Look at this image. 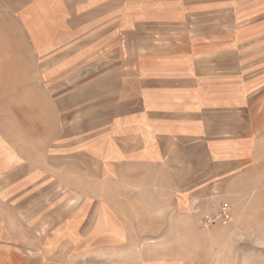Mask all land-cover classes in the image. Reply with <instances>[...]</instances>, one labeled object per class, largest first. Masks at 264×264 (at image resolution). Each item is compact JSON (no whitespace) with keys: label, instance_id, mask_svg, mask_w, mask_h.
<instances>
[{"label":"crops","instance_id":"crops-1","mask_svg":"<svg viewBox=\"0 0 264 264\" xmlns=\"http://www.w3.org/2000/svg\"><path fill=\"white\" fill-rule=\"evenodd\" d=\"M232 1H21L50 73L70 77L73 110L63 148L51 157L52 182L84 205L98 186L104 231L117 218L108 204L124 201V188L134 191L146 176L155 186L159 171L163 186L179 188L172 197L180 218L188 204L206 217L224 201L223 225L264 233V0L243 3L242 16L230 15L243 9ZM27 170L0 147V230L19 240L1 245L13 257L6 264H29L28 250L58 261L54 252L72 250L87 234L68 231L71 218L54 211L28 217L38 187Z\"/></svg>","mask_w":264,"mask_h":264},{"label":"rangeland","instance_id":"rangeland-1","mask_svg":"<svg viewBox=\"0 0 264 264\" xmlns=\"http://www.w3.org/2000/svg\"><path fill=\"white\" fill-rule=\"evenodd\" d=\"M21 1L0 0V147L10 148L17 160L27 164L32 184L38 187L37 197L26 204L33 212L28 217L40 211L51 216L54 211L63 221L73 218L68 231L87 233L78 236L80 241L72 250L54 252L58 261L48 262L51 252L47 256V252L33 250L22 252V258L29 264L35 259L42 264H264L261 228L235 233L222 221L204 228L205 213L197 203L188 204L186 219L180 218V206L173 200L179 188L163 186L162 172L156 171L161 177L156 176L155 186L146 176L134 191L124 188V201L108 204L107 211L117 218H108L107 231L100 217L98 186L91 187L92 202L84 205L70 198L68 188L52 182L51 157L63 148L61 133L68 130L67 114L73 110L67 99L70 77L67 72L50 73V64L39 55L21 19ZM246 1L251 0H237V7L243 9L231 10L230 15H244ZM63 162L60 158L55 163L64 167ZM40 171L43 180L36 185ZM109 191L115 193L116 188L109 186ZM133 196L135 201H131ZM119 229L122 233H115ZM13 236L7 228L1 229L0 248L3 243L19 242ZM36 236L28 228V239ZM1 252L0 264L13 258L7 254L11 251Z\"/></svg>","mask_w":264,"mask_h":264},{"label":"built area","instance_id":"built-area-1","mask_svg":"<svg viewBox=\"0 0 264 264\" xmlns=\"http://www.w3.org/2000/svg\"><path fill=\"white\" fill-rule=\"evenodd\" d=\"M230 206L227 202H224L215 212L211 215L206 216L202 220V225L204 228H209L215 223L224 220L228 216V211Z\"/></svg>","mask_w":264,"mask_h":264}]
</instances>
